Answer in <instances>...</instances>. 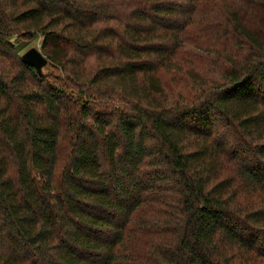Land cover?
Segmentation results:
<instances>
[{"label":"trees","instance_id":"16d2710c","mask_svg":"<svg viewBox=\"0 0 264 264\" xmlns=\"http://www.w3.org/2000/svg\"><path fill=\"white\" fill-rule=\"evenodd\" d=\"M205 1L0 0V264H264V0Z\"/></svg>","mask_w":264,"mask_h":264},{"label":"rangeland","instance_id":"374dc122","mask_svg":"<svg viewBox=\"0 0 264 264\" xmlns=\"http://www.w3.org/2000/svg\"><path fill=\"white\" fill-rule=\"evenodd\" d=\"M212 11H213V8L211 7L209 0H206L205 4L201 8V10H200L198 16L195 18V20L196 21H202L204 23L206 20H209L212 17V14H211ZM217 14H219V13H217ZM197 38H198V42L200 43L201 46L193 47L192 52H194V51L200 52L201 51L202 54L205 55L207 52V49L205 48V46L207 43H209L210 37L206 33L202 32L198 35ZM21 45H22V47H24V50H26L30 47H36L37 49H39L40 48L39 47L40 46V37L37 35V37L35 39H32V40L27 41V42H22ZM203 58H204V60H196V61L192 60V61L195 65H196V62L198 61L199 67H206L207 66V60L205 59V57H203ZM47 70L51 71L52 69L48 68ZM53 73L58 74V72H56V71H54ZM164 77H167V75L165 74ZM176 83L179 87H183L180 90H184V92H186V95L189 94V90L185 87H190V83H188L186 81L170 80V84L175 85ZM62 142H66V140L64 139V140H62ZM67 151H68V147L65 143H63L62 147L60 148V159L61 160L65 159L66 154L68 153Z\"/></svg>","mask_w":264,"mask_h":264},{"label":"water","instance_id":"95a60500","mask_svg":"<svg viewBox=\"0 0 264 264\" xmlns=\"http://www.w3.org/2000/svg\"><path fill=\"white\" fill-rule=\"evenodd\" d=\"M21 61L27 64L40 73L42 68L47 64V59L42 55L36 47H30L20 56Z\"/></svg>","mask_w":264,"mask_h":264}]
</instances>
